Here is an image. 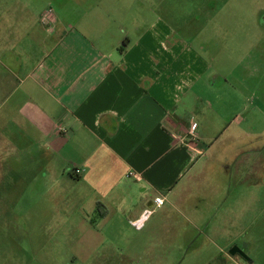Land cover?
Wrapping results in <instances>:
<instances>
[{
    "label": "crops",
    "instance_id": "obj_1",
    "mask_svg": "<svg viewBox=\"0 0 264 264\" xmlns=\"http://www.w3.org/2000/svg\"><path fill=\"white\" fill-rule=\"evenodd\" d=\"M106 1L0 0V188L72 176L102 248L127 235L121 221L154 209L126 239L145 264H166L173 251L184 253L178 264H264L262 172L248 203L254 164L209 154L217 133L241 139L229 107L247 103L243 78L210 70L165 21L131 33V6Z\"/></svg>",
    "mask_w": 264,
    "mask_h": 264
},
{
    "label": "rangeland",
    "instance_id": "obj_2",
    "mask_svg": "<svg viewBox=\"0 0 264 264\" xmlns=\"http://www.w3.org/2000/svg\"><path fill=\"white\" fill-rule=\"evenodd\" d=\"M44 1L39 0L38 5ZM80 1L83 4L84 0ZM85 1L88 6L96 2ZM113 2L131 6V9L127 8L128 20L136 23L135 27L129 28L131 33L136 35L155 20L165 21L176 33L182 34L184 43L200 55L210 70L234 71L229 77L233 84L243 78L247 103L238 109L229 107L232 119L237 116L235 121L241 122L240 125L233 123L230 132L240 133L241 139L230 137L228 133H217L210 141L213 144L209 154L218 164L239 163L240 159V163L254 164V177L249 173L245 184L244 196L248 203L255 196V191L251 190V183L256 181L255 174L262 172L263 184L257 194L262 198L264 214V0ZM215 108L217 112L219 108ZM220 125L217 120L210 128L217 130ZM245 146L256 148L257 152L253 149L247 156L236 157V151ZM74 163L68 168L72 169ZM66 174L67 178L70 177L69 172ZM233 180L239 179L233 177ZM28 184L23 187L8 183L5 188H0V264H145L140 252L130 251L127 246V235L132 236L136 229L128 219L120 222L121 230L127 231V235L108 237V246H99V237L93 229L96 223L83 213L88 205L82 203V189L72 176L70 180H61L56 187H47L44 182L38 187ZM202 192L207 197V188ZM248 209L251 211L250 206ZM89 216L95 220L99 218L92 212ZM257 228L261 230L258 234H264V219ZM183 254L181 251L168 253L169 262L166 264H178Z\"/></svg>",
    "mask_w": 264,
    "mask_h": 264
},
{
    "label": "built area",
    "instance_id": "obj_3",
    "mask_svg": "<svg viewBox=\"0 0 264 264\" xmlns=\"http://www.w3.org/2000/svg\"><path fill=\"white\" fill-rule=\"evenodd\" d=\"M51 10H47L43 13L44 17H49ZM190 122V127H189V131L191 132V134H193L195 128H196V123L193 121H189ZM79 171V169H77V172ZM166 202V198L163 195H158L156 197H154V203L156 207H161L164 203ZM154 211V209L152 208H148L145 209L144 212L141 214V216L138 219H135L133 221H131V223L136 226L137 228H140L143 226L144 222L146 221V219L151 215V213Z\"/></svg>",
    "mask_w": 264,
    "mask_h": 264
},
{
    "label": "water",
    "instance_id": "obj_4",
    "mask_svg": "<svg viewBox=\"0 0 264 264\" xmlns=\"http://www.w3.org/2000/svg\"><path fill=\"white\" fill-rule=\"evenodd\" d=\"M232 254H240L242 255L245 259H247L249 262H252V259L239 247H233L230 251Z\"/></svg>",
    "mask_w": 264,
    "mask_h": 264
}]
</instances>
